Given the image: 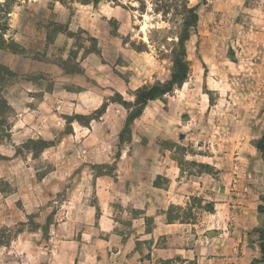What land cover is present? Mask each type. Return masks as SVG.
Wrapping results in <instances>:
<instances>
[{
	"label": "rangeland",
	"instance_id": "1",
	"mask_svg": "<svg viewBox=\"0 0 264 264\" xmlns=\"http://www.w3.org/2000/svg\"><path fill=\"white\" fill-rule=\"evenodd\" d=\"M189 2L199 14L186 45L189 79L151 102L123 135L128 111L121 103H133L137 90L170 78L179 19L155 13L156 0H146L143 13L137 0L97 7L0 0V102L11 108L0 125V203L8 213L18 209L25 221L0 225V246L24 231L48 241L50 230L69 215L65 205L73 192L99 176L118 184L128 169L146 170L150 154L166 155L186 181L214 174L218 188L225 181L220 171L248 167L261 173L252 151L264 113V104L258 106L264 0ZM105 104L102 118L92 120ZM162 179L155 184L165 185ZM198 193L186 208L171 207L167 214L197 224L193 231L202 233L215 225L209 211L216 201L212 192ZM89 200L97 204L93 194ZM246 207L257 206L251 201ZM126 226L120 229L127 232ZM257 236L248 243L260 242ZM215 238L216 248L204 240L199 258L177 264L252 263L239 239L226 254ZM195 242L191 236L183 247Z\"/></svg>",
	"mask_w": 264,
	"mask_h": 264
},
{
	"label": "crops",
	"instance_id": "2",
	"mask_svg": "<svg viewBox=\"0 0 264 264\" xmlns=\"http://www.w3.org/2000/svg\"><path fill=\"white\" fill-rule=\"evenodd\" d=\"M258 94L261 96L258 106H262L264 89H259ZM259 124L256 142L264 136V113ZM252 154L256 165L261 166V173L256 174L248 167L220 171L218 175L225 181L219 188L214 174L184 180L177 164L160 153L145 157L146 170L133 169L131 175L128 169L120 180L116 177L118 184L116 180L99 176L95 183H85L82 189L73 192V198L65 205L71 210L69 215L50 230L48 241L40 242L38 232H20L9 245L0 246V264H162L168 261L177 264L178 259L188 263L199 258L203 249L199 244L204 240L216 248L213 243L216 235L226 254L232 253L239 239L242 249L253 254L252 261L259 259V241L248 243V237H256L255 230L264 226V214L256 211L264 197V161L257 149L253 148ZM240 158L244 160L243 156ZM158 178L165 179L166 184L155 186ZM197 179L202 184H196ZM200 188L203 192H212L216 201L214 213L209 214L215 225L202 233L193 231L197 224L185 223L179 218L169 220L167 214L171 207L186 208L195 194L200 196ZM92 194L97 204L89 200ZM251 201L256 209L246 207ZM3 204L0 203V209L3 208L0 225L10 228L25 222L18 209L8 213ZM123 224H127V232L120 229ZM191 236L196 245L184 248V241Z\"/></svg>",
	"mask_w": 264,
	"mask_h": 264
},
{
	"label": "trees",
	"instance_id": "3",
	"mask_svg": "<svg viewBox=\"0 0 264 264\" xmlns=\"http://www.w3.org/2000/svg\"><path fill=\"white\" fill-rule=\"evenodd\" d=\"M54 5L59 3L66 7H73L74 5L82 6H94L97 7L103 1L117 2L119 0H48ZM141 4V12L146 11V0H137ZM158 4L155 9V13H162L167 17L172 14L180 21L178 33L176 35L175 48L171 53V75L168 81L164 84H156L154 86H146L136 91L133 103L123 102V106L128 111V117L125 124V129L122 134L131 131V126L142 117L146 107L151 103L163 99L164 97L173 94L176 90H180L187 83L191 69L187 59L186 45L189 42L192 32H196L199 23L198 7H191L189 0H156ZM11 108L6 101L0 102V125L3 123L2 114L8 112ZM107 104H105L100 110L96 111L92 117V120L98 121L106 113ZM4 112V113H3ZM256 149L262 154L264 161V136L257 141L255 145ZM155 186H158L155 184ZM262 205L258 207V212L264 214V197L261 199ZM214 212V209L209 211ZM170 220V219H169ZM255 233L259 235V248L261 252L260 259H255L251 264H257L260 262L264 264V226L255 230ZM167 264H173L168 261Z\"/></svg>",
	"mask_w": 264,
	"mask_h": 264
}]
</instances>
